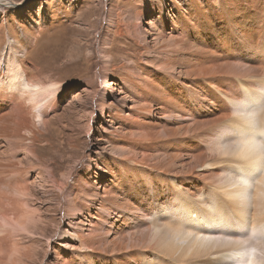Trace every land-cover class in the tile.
<instances>
[{
	"label": "rangeland",
	"instance_id": "obj_1",
	"mask_svg": "<svg viewBox=\"0 0 264 264\" xmlns=\"http://www.w3.org/2000/svg\"><path fill=\"white\" fill-rule=\"evenodd\" d=\"M14 59L61 88L25 118L0 98V264H171L141 235L177 198L248 228L217 146L264 128V0H0Z\"/></svg>",
	"mask_w": 264,
	"mask_h": 264
},
{
	"label": "bare ground",
	"instance_id": "obj_2",
	"mask_svg": "<svg viewBox=\"0 0 264 264\" xmlns=\"http://www.w3.org/2000/svg\"><path fill=\"white\" fill-rule=\"evenodd\" d=\"M3 69V73L0 71V98L10 102L14 106L15 113L20 117L25 118L32 111L38 110L44 99L39 101V97L52 96L53 83L39 85L37 82H32L24 72L21 61L14 59L12 63L6 62ZM243 118H248L252 123L251 115L250 117L245 115ZM252 125L239 124L232 132L234 139L228 143L220 142L217 146L222 152L228 154L232 152L230 155L247 160L245 164H237L234 168H230L229 173L235 171L241 177L238 179L228 177L221 193L228 198V203L232 207V210L229 208L230 211H234L239 216L241 226L245 228L248 226L246 230H249V227L250 230L246 232L241 227H234L228 223L223 225L222 221L225 222L227 219L223 212L215 213L214 209H210L204 215L194 211V206H190L191 204L184 203L183 198H177L174 204L178 208L171 210L169 214L168 210H165L170 219L163 221L159 219L162 218L159 215L158 219L152 221L156 223L152 230H147L141 235L144 246L155 247L154 249L162 247L169 253L171 264L195 262L246 264L248 260H255L256 264H264V235L257 229L260 225L257 219L264 213V151L260 149L262 140L260 141L259 138L264 137V128H253L256 125L253 127ZM246 172H248L247 176H252L251 178L255 176L254 179L248 181L245 178ZM173 188L176 191L177 187ZM152 192L158 194L153 190ZM249 206H252V212ZM192 211L198 214L190 218ZM251 220L254 224H249Z\"/></svg>",
	"mask_w": 264,
	"mask_h": 264
},
{
	"label": "clouds",
	"instance_id": "obj_3",
	"mask_svg": "<svg viewBox=\"0 0 264 264\" xmlns=\"http://www.w3.org/2000/svg\"><path fill=\"white\" fill-rule=\"evenodd\" d=\"M51 88H52V96H51V99L54 101L56 95L58 94L59 89L61 88V85L60 84L53 83L51 85ZM253 251H255V249H253ZM246 264H256V261L255 260H248L246 262Z\"/></svg>",
	"mask_w": 264,
	"mask_h": 264
},
{
	"label": "water",
	"instance_id": "obj_4",
	"mask_svg": "<svg viewBox=\"0 0 264 264\" xmlns=\"http://www.w3.org/2000/svg\"><path fill=\"white\" fill-rule=\"evenodd\" d=\"M8 5L13 6V4H8Z\"/></svg>",
	"mask_w": 264,
	"mask_h": 264
}]
</instances>
